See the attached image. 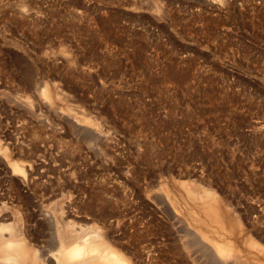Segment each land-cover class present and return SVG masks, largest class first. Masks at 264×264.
I'll return each mask as SVG.
<instances>
[{
    "label": "rangeland",
    "instance_id": "obj_1",
    "mask_svg": "<svg viewBox=\"0 0 264 264\" xmlns=\"http://www.w3.org/2000/svg\"><path fill=\"white\" fill-rule=\"evenodd\" d=\"M206 188L236 230L194 221ZM1 224L35 249L84 225L136 264H264V0H0Z\"/></svg>",
    "mask_w": 264,
    "mask_h": 264
},
{
    "label": "bare ground",
    "instance_id": "obj_2",
    "mask_svg": "<svg viewBox=\"0 0 264 264\" xmlns=\"http://www.w3.org/2000/svg\"><path fill=\"white\" fill-rule=\"evenodd\" d=\"M210 1L218 2L222 0H210ZM13 170L16 171L17 173H21L26 177L25 168L19 163L13 164ZM181 189L183 193L186 192V190L182 188V185H181ZM206 189L209 190L208 188ZM207 190L199 194L198 191H196L197 192L196 193L194 192V190L189 189L188 193L185 194V195H189L190 199L187 198L188 200L192 199L193 201V205H192L193 208L191 211L194 221L196 223L198 222L200 213L202 212L203 214H205L206 220L208 219L215 220L217 222L215 224L216 226L223 227L226 230H236V227L238 225L237 220L229 216L227 212L228 210L221 206L220 201L215 196L217 194L215 192L211 193L212 190H209L210 192ZM168 200L166 202L165 201L158 202L160 203L159 205L161 206L160 210L163 213L169 214V217L172 219V222L175 223L177 227V231L182 232L183 230L188 229L187 232L190 233L192 237L197 240L199 238L200 233H198V231L194 230L193 228L190 227L187 228L189 225L186 227L185 221L173 209V207L168 202ZM63 223L66 224V221ZM67 225L69 226L70 224L67 223L66 226ZM70 228L68 229L69 233L68 234L65 233V235L62 234L64 232L61 233L59 231L58 237L56 238L57 239L56 251H52L50 249L47 250V247L45 246L43 247V245L41 248L42 250L40 248L37 249L36 246L37 249L36 251V249L34 248L35 246L33 247V244L34 243L36 244V242L33 241L34 243L32 244L24 236H22L21 232H20L21 235H18L17 232H12L13 230L11 229L10 236L6 237L7 235H5V233L3 232L9 231L10 226L7 224H1L0 225V233H1L0 264H136L137 263L136 261L133 260L131 256H129L124 250H122L120 246H117L118 245L116 244L117 242H115L114 238H112L114 235H111L112 237H110L109 235L111 232H109L108 234L109 236H108L106 234L107 231L105 232L101 228L91 229L84 225H80L78 228H76V226H72L71 230ZM206 237L209 239L208 236ZM212 241L216 249L222 252L223 255H230L231 257L232 256L231 254L232 253L234 254L236 252L234 243L230 241V239L225 242H220L216 240H212ZM252 242L253 241H251V243ZM252 244H257V243L253 242ZM43 248H45L46 250L45 249L43 250ZM50 248L53 249V247ZM232 258L234 257L232 256Z\"/></svg>",
    "mask_w": 264,
    "mask_h": 264
}]
</instances>
